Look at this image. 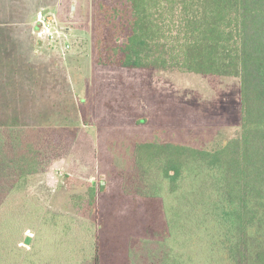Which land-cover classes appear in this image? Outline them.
<instances>
[{
    "label": "rangeland",
    "instance_id": "374dc122",
    "mask_svg": "<svg viewBox=\"0 0 264 264\" xmlns=\"http://www.w3.org/2000/svg\"><path fill=\"white\" fill-rule=\"evenodd\" d=\"M109 1L0 0V126L77 130L28 193L10 197L0 186V228L6 223L14 244L27 249L23 257L42 238L50 247L41 256L56 255L47 264H95L98 254L99 264H124L129 241L141 254L156 249L165 236L160 202L122 194L136 148L169 142L214 151L240 134L237 77L95 63V4ZM39 13L54 20V42L36 36ZM145 154L137 159L147 162ZM30 218L47 229L28 230ZM49 236L70 241L58 258Z\"/></svg>",
    "mask_w": 264,
    "mask_h": 264
},
{
    "label": "trees",
    "instance_id": "16d2710c",
    "mask_svg": "<svg viewBox=\"0 0 264 264\" xmlns=\"http://www.w3.org/2000/svg\"><path fill=\"white\" fill-rule=\"evenodd\" d=\"M94 32L99 66L240 80L237 138L214 151L155 142L136 148L135 171L122 194L159 201L165 236L142 254L136 252L138 242L129 241L124 264H264V0L98 2ZM76 135V128L67 126H0L1 189L10 197L28 193L31 181L67 154ZM143 151L145 163L137 159ZM5 224L0 264L54 259L55 252L41 256L50 245L38 239V231L23 257L27 249L14 244ZM26 226L47 229L42 218H30ZM54 239L58 258L70 241Z\"/></svg>",
    "mask_w": 264,
    "mask_h": 264
},
{
    "label": "built area",
    "instance_id": "2783aa9c",
    "mask_svg": "<svg viewBox=\"0 0 264 264\" xmlns=\"http://www.w3.org/2000/svg\"><path fill=\"white\" fill-rule=\"evenodd\" d=\"M35 24V34L39 39L47 42L56 40L54 20L49 14L39 13L36 16ZM65 48H69V46H65Z\"/></svg>",
    "mask_w": 264,
    "mask_h": 264
},
{
    "label": "water",
    "instance_id": "95a60500",
    "mask_svg": "<svg viewBox=\"0 0 264 264\" xmlns=\"http://www.w3.org/2000/svg\"><path fill=\"white\" fill-rule=\"evenodd\" d=\"M30 242H31V237L30 236H26L24 238L23 245L28 246L30 244Z\"/></svg>",
    "mask_w": 264,
    "mask_h": 264
},
{
    "label": "crops",
    "instance_id": "0c3cea01",
    "mask_svg": "<svg viewBox=\"0 0 264 264\" xmlns=\"http://www.w3.org/2000/svg\"><path fill=\"white\" fill-rule=\"evenodd\" d=\"M159 143H169V142H159Z\"/></svg>",
    "mask_w": 264,
    "mask_h": 264
}]
</instances>
